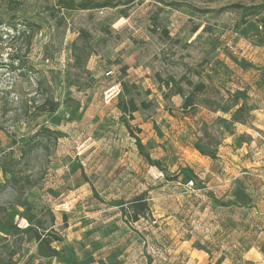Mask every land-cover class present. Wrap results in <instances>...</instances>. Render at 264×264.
I'll list each match as a JSON object with an SVG mask.
<instances>
[{"label":"rangeland","instance_id":"374dc122","mask_svg":"<svg viewBox=\"0 0 264 264\" xmlns=\"http://www.w3.org/2000/svg\"><path fill=\"white\" fill-rule=\"evenodd\" d=\"M89 1L114 6L0 0V223L26 220L27 202L50 227L51 210L78 264H264V181L254 176L264 177V46L239 13L223 11L262 0ZM198 83L211 111L182 112L175 92ZM237 89L252 108L246 126L218 111ZM121 93L163 171L139 155ZM47 99L59 110L40 116ZM197 138L217 159L193 148ZM184 170L205 190L167 180ZM238 189L250 207L213 201H235ZM142 193L151 216L135 224L122 205ZM5 237L0 227V264H59L33 259L30 235Z\"/></svg>","mask_w":264,"mask_h":264},{"label":"trees","instance_id":"16d2710c","mask_svg":"<svg viewBox=\"0 0 264 264\" xmlns=\"http://www.w3.org/2000/svg\"><path fill=\"white\" fill-rule=\"evenodd\" d=\"M59 2H62V4L66 6V8L78 9L83 11L114 6V4L111 5L110 3L99 5L98 3L90 2L89 0H59ZM77 2L80 3L77 4ZM223 11L239 13L241 16L240 22L242 24H248L250 30L255 32L257 43L260 46H264V0H262L260 3H253L249 6L234 4L226 7ZM15 26L12 27L14 30L17 27ZM24 26L25 29L31 31H34L36 29L34 27L36 26L35 24L31 25L30 23H26ZM197 31L198 30L196 29L194 32L196 33ZM232 60L243 68H249V65H245L244 62H241L234 57H232ZM205 86L206 85L203 83H198L194 86V91L189 94H186V92H184L182 88H179L175 92V95L182 96L183 98V104L181 107L182 112L190 115H195L198 106H202L210 110L208 101L206 99H199L197 97L198 94L205 91ZM125 87L126 86L123 85L122 93L125 90ZM228 93L231 105H229L228 107H220L218 111L229 115L230 122L233 124H239L243 126L250 124L252 108H250L248 104V95L246 90L237 89L233 92L228 91ZM121 94L119 96L122 100L117 104V109L121 114H123L125 118L124 125L129 131L131 137L135 140L139 155L147 163L148 166L155 167L163 171L164 169L162 168L160 161H156L151 158V156L146 152V147L145 145H143L141 138H139L138 135L133 132V129L130 125L129 120L132 119V116L135 113L139 112V108L137 107L134 100H125L124 95ZM58 110L59 103H54L47 99L41 106L40 116H51L56 114ZM127 118L130 119L127 120ZM43 132L44 131H41L40 134L36 136V139L40 137H46L45 135H43ZM193 148L204 157L210 158L212 160L217 159L215 152H209L205 150V148L201 145V139L199 138H197L196 141L193 142ZM180 177L193 181L194 186H196L200 190H205V187L201 185L197 176L193 173V171L190 170L181 171L180 175H178L177 177L166 178L168 181H174L178 180ZM147 196V193H142L131 199L129 203L122 205L126 206L128 204V207L126 209L125 207L122 208V213L125 216H129L132 223H139L142 219H146L147 216H151ZM234 197L235 201H213L218 206L224 208H231L239 205L250 207L252 200L245 193V191L241 189L236 190ZM18 206L23 209V216L29 223V227L23 230L13 223H8L6 225L0 223V227H2L4 232H6V237L4 239L12 236H19L20 234L30 235L31 241H34L36 246V252L31 255L33 259L57 261L59 264H78L76 252L64 244L63 238L54 229L55 217L51 210L47 211L51 222L50 227H47L44 221L38 217L39 212L37 210L35 211L34 207L30 203H20Z\"/></svg>","mask_w":264,"mask_h":264},{"label":"built area","instance_id":"2783aa9c","mask_svg":"<svg viewBox=\"0 0 264 264\" xmlns=\"http://www.w3.org/2000/svg\"><path fill=\"white\" fill-rule=\"evenodd\" d=\"M113 91H114V89H112L110 92H113ZM188 186H190V188H192L194 186L193 181L189 182ZM15 224L21 229H27L29 227V223L24 219L20 220L19 217H17Z\"/></svg>","mask_w":264,"mask_h":264},{"label":"crops","instance_id":"0c3cea01","mask_svg":"<svg viewBox=\"0 0 264 264\" xmlns=\"http://www.w3.org/2000/svg\"><path fill=\"white\" fill-rule=\"evenodd\" d=\"M257 182L259 181V185L261 186L263 184V181H264V177L262 175H254ZM258 188V186H257Z\"/></svg>","mask_w":264,"mask_h":264}]
</instances>
